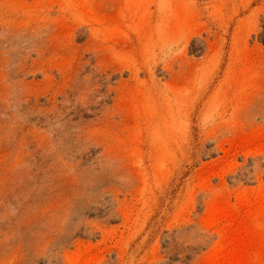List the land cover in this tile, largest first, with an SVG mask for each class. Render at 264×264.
<instances>
[{"label": "rangeland", "instance_id": "obj_1", "mask_svg": "<svg viewBox=\"0 0 264 264\" xmlns=\"http://www.w3.org/2000/svg\"><path fill=\"white\" fill-rule=\"evenodd\" d=\"M264 0H0V264H264Z\"/></svg>", "mask_w": 264, "mask_h": 264}, {"label": "trees", "instance_id": "obj_2", "mask_svg": "<svg viewBox=\"0 0 264 264\" xmlns=\"http://www.w3.org/2000/svg\"><path fill=\"white\" fill-rule=\"evenodd\" d=\"M260 41L264 44V25H262V33L260 34Z\"/></svg>", "mask_w": 264, "mask_h": 264}]
</instances>
